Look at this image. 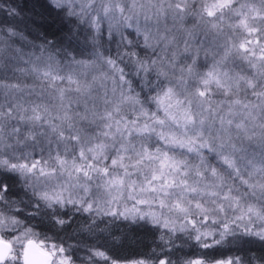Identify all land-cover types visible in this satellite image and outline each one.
Masks as SVG:
<instances>
[{
    "label": "snow or ice",
    "instance_id": "6c2138e0",
    "mask_svg": "<svg viewBox=\"0 0 264 264\" xmlns=\"http://www.w3.org/2000/svg\"><path fill=\"white\" fill-rule=\"evenodd\" d=\"M101 262L264 264V0L0 4V264Z\"/></svg>",
    "mask_w": 264,
    "mask_h": 264
},
{
    "label": "trees",
    "instance_id": "16d2710c",
    "mask_svg": "<svg viewBox=\"0 0 264 264\" xmlns=\"http://www.w3.org/2000/svg\"><path fill=\"white\" fill-rule=\"evenodd\" d=\"M28 0H0V4H2L7 10L8 7L12 6H20L22 7ZM27 12V9H25ZM51 18H49L50 20ZM56 24H51L50 26L46 23L45 28L49 31H54L56 29ZM99 228H105L104 224H100ZM41 235L38 237L37 242L39 240L44 239L45 235L51 236L52 233L48 232L46 229H38ZM71 231V229H69ZM109 231L113 239L110 241V247L114 249V251L118 252L120 256L127 257L128 259H136L141 257L143 254L150 253L153 249H156L157 253L159 249L157 248V244L159 241V231H154L151 229V226L147 228H137L135 226L132 229L127 228L125 225L117 222V225L109 226ZM61 237L65 236V233H60ZM107 235V233H105ZM74 241H68V243H73ZM177 245L181 244L180 240L176 241ZM184 252H188V248H184ZM184 252L178 253V255H184ZM110 255L112 253H109ZM233 253L224 251V256L227 257ZM239 254V253H236ZM175 259V257H173ZM103 264V262H101Z\"/></svg>",
    "mask_w": 264,
    "mask_h": 264
}]
</instances>
